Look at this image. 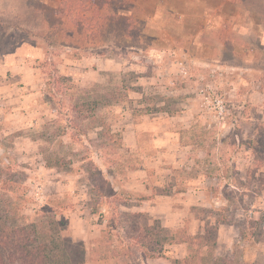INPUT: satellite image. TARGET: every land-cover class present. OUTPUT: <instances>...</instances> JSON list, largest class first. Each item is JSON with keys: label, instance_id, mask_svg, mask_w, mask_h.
Wrapping results in <instances>:
<instances>
[{"label": "rangeland", "instance_id": "obj_1", "mask_svg": "<svg viewBox=\"0 0 264 264\" xmlns=\"http://www.w3.org/2000/svg\"><path fill=\"white\" fill-rule=\"evenodd\" d=\"M64 7L0 0V226L33 224L55 250L82 242L86 264H173L186 244L109 254L135 177L172 196L155 199L167 234L216 229L206 264H264V0H109L103 43L79 50Z\"/></svg>", "mask_w": 264, "mask_h": 264}, {"label": "trees", "instance_id": "obj_2", "mask_svg": "<svg viewBox=\"0 0 264 264\" xmlns=\"http://www.w3.org/2000/svg\"><path fill=\"white\" fill-rule=\"evenodd\" d=\"M60 14H66V23L76 30V34L79 37L77 39L78 43H80L79 45L66 42V48L77 50L94 48L102 44L103 27L111 20L114 23L117 18L110 11L109 0H65V7ZM48 28L53 30L51 25ZM68 37L66 36V38ZM75 45L78 47L75 48ZM81 45H85V48H81ZM98 99L97 106H109L104 96H100ZM85 105L82 101L80 104H73L74 114L78 115V118L84 111L82 106ZM83 119L87 120L86 117H83ZM92 119L94 118L92 117ZM98 127L102 128L98 135L107 133L109 138L117 136V134L110 132L104 121L99 122ZM112 151L116 153L114 149ZM103 167L105 166L103 165ZM101 175L105 190H107V187L112 189L114 178L110 180L103 174ZM228 178L230 179V177ZM101 191L103 200L109 201V196L102 189ZM114 199L115 201H121L117 197ZM225 200L227 201L226 198ZM230 204L232 203H228V206ZM115 216L113 220L117 222L115 227L117 232L113 236L115 237L114 243H116L115 247L117 249L113 256L122 257L128 261L159 259L164 256L166 247L186 244L188 254L182 259L173 260L172 263L206 264L207 255L202 254L200 250L206 249L209 252L210 248H214L216 245L215 228L207 227L203 233L195 235H188L181 230L175 231L174 234H167L165 228L161 227L158 221H154L153 224L146 222V215L144 214H131L130 223L126 224L124 222L126 228L121 227L122 222L117 218L116 214ZM220 222L224 223L225 221L218 220L217 223ZM27 227L30 231L27 230ZM34 228L35 225L33 224L26 227L15 226L12 228L0 226V264H83L85 262L86 250L83 243H74L67 237L65 242H61L60 248L57 247L56 250L50 249L47 247L48 243L37 240L38 233ZM240 236L243 237L241 233ZM107 240H110V238H107Z\"/></svg>", "mask_w": 264, "mask_h": 264}, {"label": "crops", "instance_id": "obj_3", "mask_svg": "<svg viewBox=\"0 0 264 264\" xmlns=\"http://www.w3.org/2000/svg\"><path fill=\"white\" fill-rule=\"evenodd\" d=\"M161 137L166 139V134L162 135ZM143 173H144V179H147L148 178L147 172L143 171ZM166 186L167 187L170 186L169 188L171 189L172 192L178 193L180 195H186V192H187L186 190H184V189L178 190L176 188L177 187L176 181L173 182V184H171L169 186L167 184ZM149 187L150 186H148V184L146 183V180H137V178L132 177L130 180H128L126 183H124V186H121L120 189H122L123 193L128 198L127 202H132L134 200L137 202V204L130 207V211H131L130 214L141 213V214L146 215L147 217L153 216L155 221H159V219H161V216H160L159 211H158L159 202H157L155 199L160 198V196L165 197L167 199H172V196L167 195V194H165V195L154 194L153 189H150ZM143 190H144V192L141 193ZM148 192H150L149 195L147 194ZM125 201L126 200H124V203L121 204L120 206H125L126 205ZM184 203L185 202H183V204ZM128 211H129V209H128ZM172 215H175V214H172ZM175 216H177V215H175ZM171 219H172V217H171ZM179 245H185V244H179ZM172 246H178V245H172ZM110 249H111V251L109 252V254H111L113 256L115 254L114 252L116 251L117 247H115V244L113 243V245L111 246ZM159 259H161V258H159ZM159 259H147V260L139 259V260L150 261V260H159ZM86 261H87V256H86V260L83 264H86Z\"/></svg>", "mask_w": 264, "mask_h": 264}]
</instances>
